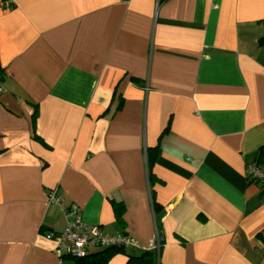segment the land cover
<instances>
[{
  "label": "crops",
  "instance_id": "crops-1",
  "mask_svg": "<svg viewBox=\"0 0 264 264\" xmlns=\"http://www.w3.org/2000/svg\"><path fill=\"white\" fill-rule=\"evenodd\" d=\"M11 2L0 264H75L46 237L72 203L102 232L158 237V264H264V189L246 177L264 157V0ZM123 250L105 264L141 251Z\"/></svg>",
  "mask_w": 264,
  "mask_h": 264
},
{
  "label": "built area",
  "instance_id": "built-area-1",
  "mask_svg": "<svg viewBox=\"0 0 264 264\" xmlns=\"http://www.w3.org/2000/svg\"><path fill=\"white\" fill-rule=\"evenodd\" d=\"M2 9L8 12L12 8L11 0H2ZM3 91V83L0 76V92ZM246 177L257 181L264 189V157L254 159L246 164ZM49 203H60V198L56 194V188L47 193ZM62 213L66 219V225L60 232L47 231L46 237L56 242L55 251L65 253L73 257H83L92 247L102 248H126L132 247L139 250H154L158 255L160 246L159 238L151 241L147 245H141L137 240L124 232L108 234L102 232L97 225H91L83 221L79 214L78 205L72 203L67 208H62ZM264 255V247L262 249Z\"/></svg>",
  "mask_w": 264,
  "mask_h": 264
},
{
  "label": "trees",
  "instance_id": "trees-1",
  "mask_svg": "<svg viewBox=\"0 0 264 264\" xmlns=\"http://www.w3.org/2000/svg\"><path fill=\"white\" fill-rule=\"evenodd\" d=\"M117 217L121 220V214L117 211ZM124 251L122 248H104L93 254L83 257H75V264H105L113 253ZM127 260L124 264H158V255L154 250L126 253Z\"/></svg>",
  "mask_w": 264,
  "mask_h": 264
}]
</instances>
